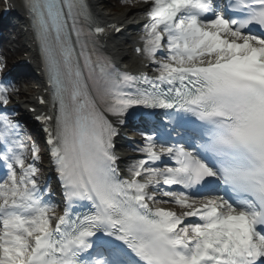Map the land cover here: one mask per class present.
Returning a JSON list of instances; mask_svg holds the SVG:
<instances>
[{
    "label": "bare ground",
    "instance_id": "obj_1",
    "mask_svg": "<svg viewBox=\"0 0 264 264\" xmlns=\"http://www.w3.org/2000/svg\"><path fill=\"white\" fill-rule=\"evenodd\" d=\"M16 5L19 6V4L17 3V1L15 0ZM105 2H103L101 5H103ZM96 13L99 12V8L95 9ZM144 13V4L138 8L137 10H135V12L133 14H128L127 12L124 13V15L120 16V24L123 25L124 23H126V21L129 18H133L134 16L137 15H142ZM98 18L103 19L105 18L107 15L104 13V15H102V13H98ZM137 30V27L134 26H129L128 30L125 31L124 33L120 34L119 36L113 38L112 40H110L108 42V48L110 50V53L113 54V56L118 60V61H126L128 59L131 58L132 52L131 49L129 47V44L132 42L131 39L128 37L129 33L132 31ZM134 51V49H133ZM27 54H30V51H26ZM30 101V99H28ZM26 177L30 176V173L25 175Z\"/></svg>",
    "mask_w": 264,
    "mask_h": 264
},
{
    "label": "rangeland",
    "instance_id": "obj_2",
    "mask_svg": "<svg viewBox=\"0 0 264 264\" xmlns=\"http://www.w3.org/2000/svg\"><path fill=\"white\" fill-rule=\"evenodd\" d=\"M108 2V6L110 9H115L116 11H121V13H124L127 11V8H125L123 5L118 4V0H106Z\"/></svg>",
    "mask_w": 264,
    "mask_h": 264
}]
</instances>
